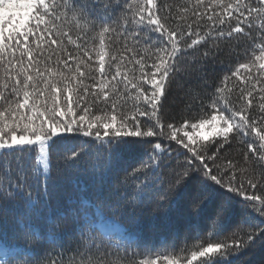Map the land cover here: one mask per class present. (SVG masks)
Returning <instances> with one entry per match:
<instances>
[{
	"label": "snow or ice",
	"instance_id": "snow-or-ice-1",
	"mask_svg": "<svg viewBox=\"0 0 264 264\" xmlns=\"http://www.w3.org/2000/svg\"><path fill=\"white\" fill-rule=\"evenodd\" d=\"M181 76L195 115L166 117ZM146 215L171 239L124 223ZM261 246L264 0H0V264H236Z\"/></svg>",
	"mask_w": 264,
	"mask_h": 264
},
{
	"label": "trees",
	"instance_id": "trees-1",
	"mask_svg": "<svg viewBox=\"0 0 264 264\" xmlns=\"http://www.w3.org/2000/svg\"><path fill=\"white\" fill-rule=\"evenodd\" d=\"M164 3H179L181 0H162ZM244 45H240V49H243ZM249 49L252 47L248 46ZM250 52L246 54L244 51H240L238 56L224 57V64L214 65V74L210 76L212 83H218V78L223 75V73L228 69L229 64L234 69L239 63H244L248 61ZM211 71V68H210ZM191 82L190 78L181 76L178 84H174L170 91L166 94L163 100L165 116L171 117L175 116L179 119L181 116L185 118L194 117L195 113L189 112L188 108L185 106L186 93L188 90V84ZM240 82L236 81V86L239 87ZM229 86H232V81H229ZM211 91V89H209ZM235 94V89H234ZM87 139V138H85ZM229 157L235 156L239 159V156L234 153V151H229L227 153ZM82 182L87 183L89 180V175L87 173L82 174L80 177ZM151 209H145V212H149ZM124 223L128 225L134 231H139L143 239L153 241L158 243L160 237H167L171 239V233L163 226L162 217L157 216L152 219L147 215L141 220L139 225H133L130 221L125 220ZM195 223V221H193ZM203 228V225H201ZM193 231L189 230L187 225L181 224L177 230V244L187 237L189 240L192 239ZM236 264H264V246L258 247L255 250L241 254L237 259Z\"/></svg>",
	"mask_w": 264,
	"mask_h": 264
}]
</instances>
